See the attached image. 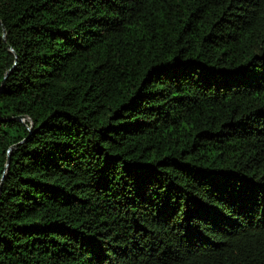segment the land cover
<instances>
[{
  "label": "trees",
  "instance_id": "trees-1",
  "mask_svg": "<svg viewBox=\"0 0 264 264\" xmlns=\"http://www.w3.org/2000/svg\"><path fill=\"white\" fill-rule=\"evenodd\" d=\"M3 79L0 264H264V0H0Z\"/></svg>",
  "mask_w": 264,
  "mask_h": 264
},
{
  "label": "water",
  "instance_id": "water-1",
  "mask_svg": "<svg viewBox=\"0 0 264 264\" xmlns=\"http://www.w3.org/2000/svg\"><path fill=\"white\" fill-rule=\"evenodd\" d=\"M2 38H3V40H5L4 31H3ZM8 72H9V71H8ZM8 72L5 73V77L7 76ZM4 86H5V80L3 79V80H2V83H1V88H0V90H2V89L4 88ZM16 118L22 121L23 118H25V117H23V116H19V117H16ZM9 162H10V159H9V156H8V157H7V162H6V169H8Z\"/></svg>",
  "mask_w": 264,
  "mask_h": 264
}]
</instances>
